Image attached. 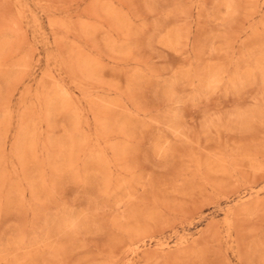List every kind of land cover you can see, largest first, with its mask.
Here are the masks:
<instances>
[{"label": "rangeland", "instance_id": "1", "mask_svg": "<svg viewBox=\"0 0 264 264\" xmlns=\"http://www.w3.org/2000/svg\"><path fill=\"white\" fill-rule=\"evenodd\" d=\"M0 264H264V0H0Z\"/></svg>", "mask_w": 264, "mask_h": 264}]
</instances>
